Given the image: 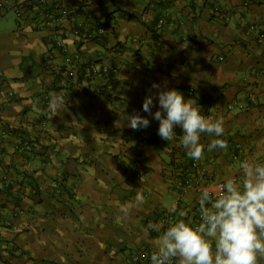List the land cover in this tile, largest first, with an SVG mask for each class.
<instances>
[{"label": "crops", "instance_id": "crops-1", "mask_svg": "<svg viewBox=\"0 0 264 264\" xmlns=\"http://www.w3.org/2000/svg\"><path fill=\"white\" fill-rule=\"evenodd\" d=\"M29 4H82L94 18L38 28L24 20ZM93 20L104 35L94 37ZM250 25L264 33V0H0V264H129L134 251L158 250L166 228L156 220L177 199L190 220L197 186L241 178L238 150L264 163V40ZM88 64L116 72L87 75ZM61 67L74 86L66 95L55 82ZM154 82L222 119L227 149L208 151L214 137L202 134L204 156L192 166L181 127L179 139L158 141L159 122L142 107ZM158 107L154 98L153 114ZM137 112L149 127L127 126ZM181 170L189 187L179 198Z\"/></svg>", "mask_w": 264, "mask_h": 264}, {"label": "clouds", "instance_id": "clouds-1", "mask_svg": "<svg viewBox=\"0 0 264 264\" xmlns=\"http://www.w3.org/2000/svg\"><path fill=\"white\" fill-rule=\"evenodd\" d=\"M154 98L159 107L153 114ZM54 103L57 107L66 104L59 95ZM142 107L159 122L161 139L172 140L176 136L174 128H182L180 143L193 160L204 156L202 134L214 137L207 144L208 151L227 149L226 141L219 138L224 135V121L202 115L196 100H185L182 92L167 88V82L163 88L154 82ZM124 120L133 130L150 126L149 119L138 112L125 115ZM240 169L239 180L229 176L218 191L202 189L199 222L193 223L186 219L184 211L178 212L177 218L159 236L151 264H172L173 260L178 264H258V258L264 257V163L245 159ZM170 211L176 213V206ZM121 212L127 216L129 210L122 206ZM147 229L161 232V226L152 222Z\"/></svg>", "mask_w": 264, "mask_h": 264}, {"label": "built area", "instance_id": "built-area-1", "mask_svg": "<svg viewBox=\"0 0 264 264\" xmlns=\"http://www.w3.org/2000/svg\"><path fill=\"white\" fill-rule=\"evenodd\" d=\"M56 8H57L56 10H53L57 14L56 18H53V13H51V11L50 12L47 11L44 14H42L41 23L40 24L35 23V26L38 28L39 27L41 28L42 26L48 28L49 26L58 25L62 20L69 17L70 11L67 10V8H65L64 6H57ZM217 8L214 10L215 12H218ZM15 14H16L17 21L21 22V20H22L21 13L19 11H17ZM69 19L71 20L72 17ZM162 26H163V22L160 21L157 24V29L160 30L162 28ZM248 31L254 33L256 35L258 41L264 40V33L260 32L257 26L250 25L248 27ZM104 33H105V30L103 28L99 27V28L95 29L96 35L94 37H100V36L104 35ZM74 34L77 36H80V38L83 40L88 39L90 37V35H87L86 33L85 34H78L76 31L74 32ZM219 60H222V58H219ZM69 63H70V58H66L65 59V65H68ZM135 68H138V66H136ZM98 69L104 75H108L109 72H112V73L116 72L115 69H113V68L109 69L106 66H100ZM98 69H97V67H95L94 64H88L85 66V73L87 75H91V74H94L96 72H99ZM69 80L70 79L68 77V74L65 73V76L58 82V86L60 87V90H59L60 95H66L71 91V89L68 90V88H74L73 84ZM48 102L49 101L47 99H45V105H47ZM233 108H234V105H228L227 110L229 111V110H232ZM139 137L141 138V140L144 141V140L148 139L150 137V135H149V133L144 132V133H141ZM157 139H158V141L165 142V140L161 139L158 134H157ZM177 139H179V137L176 134V136L170 141H174ZM20 149H21V151L28 152V153H30L32 151L31 144L27 143V142H24L20 146ZM232 159L235 162H242L243 160H245V156L242 154V152L240 150H238L237 154H235ZM191 164H192V166H196L197 162L192 159ZM220 184L221 183L208 182L202 186H197L196 191L201 194L202 189L210 188V190L215 192V191L219 190ZM174 186L179 189L178 197L180 198L181 195H183L184 192L186 191V189L189 187V180L186 177H184V179H176V181H174ZM173 205H175L177 208L178 199L168 209L164 210L158 216V218L156 220L159 222L160 225H162L163 228H167L169 226V223L174 221L177 218V212L173 213L170 211V209ZM190 220H192L193 223H197L200 221L199 210H198V212L195 213L194 217H192V219H190ZM150 222H152V221H150ZM153 252H155V250H153V249H144V250L134 251L129 255V264H151V255L153 254ZM172 264H178V262L176 260H173Z\"/></svg>", "mask_w": 264, "mask_h": 264}, {"label": "trees", "instance_id": "trees-1", "mask_svg": "<svg viewBox=\"0 0 264 264\" xmlns=\"http://www.w3.org/2000/svg\"><path fill=\"white\" fill-rule=\"evenodd\" d=\"M39 9L37 10L35 7H33V5H31V4H29V5H27V6H25V10H24V12H25V21L27 22V23H29V25H35V23H36V20L37 19H39L38 18V16H40V15H42V14H44L45 12H47V11H51V13H53V18H56L57 17V14H56V12H54L53 10H56L57 8L56 7H54V6H51V7H49V8H47V9H45V8H43L42 6H39L38 7ZM68 10V9H67ZM71 17H78V18H84V19H93L94 18V16H93V14L91 13V12H87V10L84 8V6L82 5V4H78L77 5V7H76V9L73 11V12H70V15H69V17L68 18H66V19H69V18H71ZM94 21V23L96 24L95 26H96V28L95 29H97V28H99V27H101V28H103L102 26H101V24L97 21V20H93ZM55 26L56 25H53V28L55 29ZM36 31V28H32V31ZM63 68L61 67V69L55 74V78H56V81L55 82H59L61 79H62V73H63ZM60 88H58V90H59ZM71 88H68V90H70ZM150 140V138L148 139V140H144L145 142H148ZM151 141H152V139H151ZM30 143V142H29ZM190 162H191V160H190ZM189 162V163H190ZM192 165V164H191ZM185 172L183 171V170H181L180 171V176H182V177H185Z\"/></svg>", "mask_w": 264, "mask_h": 264}, {"label": "rangeland", "instance_id": "rangeland-1", "mask_svg": "<svg viewBox=\"0 0 264 264\" xmlns=\"http://www.w3.org/2000/svg\"><path fill=\"white\" fill-rule=\"evenodd\" d=\"M7 18L12 20V14H8Z\"/></svg>", "mask_w": 264, "mask_h": 264}]
</instances>
